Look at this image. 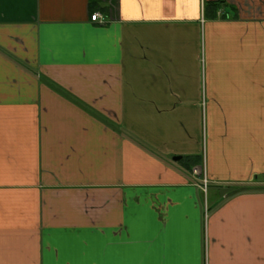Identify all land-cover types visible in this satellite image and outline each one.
<instances>
[{
	"label": "crops",
	"instance_id": "1",
	"mask_svg": "<svg viewBox=\"0 0 264 264\" xmlns=\"http://www.w3.org/2000/svg\"><path fill=\"white\" fill-rule=\"evenodd\" d=\"M0 264H264V0H0Z\"/></svg>",
	"mask_w": 264,
	"mask_h": 264
},
{
	"label": "trees",
	"instance_id": "2",
	"mask_svg": "<svg viewBox=\"0 0 264 264\" xmlns=\"http://www.w3.org/2000/svg\"><path fill=\"white\" fill-rule=\"evenodd\" d=\"M224 5V3L222 1H212V2H206L205 3V9L206 12L207 10H212L215 12H217L218 10H220ZM224 17V15L222 16ZM201 162V157L196 156V157H183V163L185 165L186 168L190 169V166L193 165H198ZM192 170V169H191ZM233 189L231 190L232 192H239L242 190H249L250 188H260V187H256V186H250V185H244L243 187H232Z\"/></svg>",
	"mask_w": 264,
	"mask_h": 264
},
{
	"label": "built area",
	"instance_id": "3",
	"mask_svg": "<svg viewBox=\"0 0 264 264\" xmlns=\"http://www.w3.org/2000/svg\"><path fill=\"white\" fill-rule=\"evenodd\" d=\"M98 20H101V16L100 14L96 13V14H93L91 15V21H98ZM192 172L196 175H199L200 171L199 169L196 167V168H193ZM206 184H207V181L206 179L203 177L202 178V185H203V188L206 187Z\"/></svg>",
	"mask_w": 264,
	"mask_h": 264
},
{
	"label": "rangeland",
	"instance_id": "4",
	"mask_svg": "<svg viewBox=\"0 0 264 264\" xmlns=\"http://www.w3.org/2000/svg\"><path fill=\"white\" fill-rule=\"evenodd\" d=\"M201 131L197 133V137H198V140H199V143L203 142V132H202V129H200ZM229 192V190H228Z\"/></svg>",
	"mask_w": 264,
	"mask_h": 264
},
{
	"label": "water",
	"instance_id": "5",
	"mask_svg": "<svg viewBox=\"0 0 264 264\" xmlns=\"http://www.w3.org/2000/svg\"><path fill=\"white\" fill-rule=\"evenodd\" d=\"M180 159H181V157H173L172 160H173L174 162H177V161H179Z\"/></svg>",
	"mask_w": 264,
	"mask_h": 264
}]
</instances>
